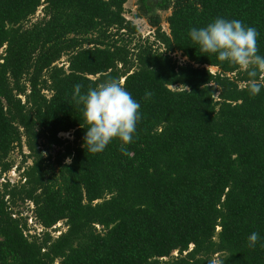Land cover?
Segmentation results:
<instances>
[{
    "label": "trees",
    "instance_id": "obj_1",
    "mask_svg": "<svg viewBox=\"0 0 264 264\" xmlns=\"http://www.w3.org/2000/svg\"><path fill=\"white\" fill-rule=\"evenodd\" d=\"M137 1L151 43L130 45L127 0H0V178L23 139L31 159L16 184L0 183V264H264V89L250 95L245 72L188 36L239 20L264 56V0ZM152 7L170 10L168 32ZM108 78L141 119L126 153L114 139L92 154L75 86L83 95ZM39 140L60 148L53 159ZM17 202L41 233L12 213Z\"/></svg>",
    "mask_w": 264,
    "mask_h": 264
},
{
    "label": "clouds",
    "instance_id": "obj_2",
    "mask_svg": "<svg viewBox=\"0 0 264 264\" xmlns=\"http://www.w3.org/2000/svg\"><path fill=\"white\" fill-rule=\"evenodd\" d=\"M191 42L207 56L214 55L220 62L236 65L248 77L247 90L250 95H258L264 89V56L258 54L256 28L239 20L218 17L207 26L189 30ZM76 103L82 106L83 117L88 127L84 136L86 152L97 154L114 140L121 142V152L126 153V145L133 141L136 127L141 119L140 103L120 84L119 80L108 78L98 87L80 95V85H76ZM151 94L146 93L145 99ZM260 239L253 232L248 237L250 247Z\"/></svg>",
    "mask_w": 264,
    "mask_h": 264
},
{
    "label": "rangeland",
    "instance_id": "obj_3",
    "mask_svg": "<svg viewBox=\"0 0 264 264\" xmlns=\"http://www.w3.org/2000/svg\"><path fill=\"white\" fill-rule=\"evenodd\" d=\"M150 3H153V2H150ZM42 7L43 5L37 8L35 14L31 16L30 22H34L43 17L44 14H43ZM152 8L155 9L154 10L155 13H157L160 17L161 29L165 32L166 31L168 32L167 24H166V17L169 15L170 10L169 9L160 10V9H156L155 7H152ZM124 15L136 27V33L132 37L130 45L134 44L138 40L140 41L147 40L148 43H151L154 40V35H153L154 28H152L149 25L145 17L138 15V1L137 0H127V2L124 5ZM159 49L162 50V48H159ZM1 51L2 50H0V52ZM172 57L176 59L177 62L179 63H183L184 61H186V58L182 56L179 52L172 54ZM65 60H66V57H62L58 61V65L65 64ZM209 69L212 72L216 71L215 67H209ZM262 75L264 76V73H262ZM170 88L178 89L179 86L173 85ZM58 136H60L62 139H68L69 141H72L73 139L70 132H62V133H59ZM38 145H39V149L43 150L45 155L50 154L52 156V159H53V156L56 154V152L60 149L55 146H49L48 148V145L45 143L44 140H39ZM28 153L29 152L24 144V139H23L22 146L14 148L9 154L8 159L11 162L12 167L10 168L8 172H5V174H2L0 178V183L7 181L8 183H10V185H13V184H16L20 180L21 178L20 175L22 172V168H20V166L23 167L25 165H28L30 164V161H31V159L28 157ZM22 161H25V162L22 164ZM31 207L32 206L27 204L26 202L24 203L17 202L15 206L11 207V210H12V213L15 215H17L16 214L17 212H20L21 213L20 215L27 217L26 223L28 227H30L29 229L31 232H35L36 234L41 233L43 229L32 218L33 214L31 212V209H32ZM54 228L55 230H51V229L49 230L52 236L53 235L57 236L60 232L66 229L64 222L62 221H59L58 223H56L52 227V229Z\"/></svg>",
    "mask_w": 264,
    "mask_h": 264
},
{
    "label": "water",
    "instance_id": "obj_4",
    "mask_svg": "<svg viewBox=\"0 0 264 264\" xmlns=\"http://www.w3.org/2000/svg\"><path fill=\"white\" fill-rule=\"evenodd\" d=\"M152 1H157V2H159V1H162V0H147V3H150V2H152Z\"/></svg>",
    "mask_w": 264,
    "mask_h": 264
},
{
    "label": "flooded vegetation",
    "instance_id": "obj_5",
    "mask_svg": "<svg viewBox=\"0 0 264 264\" xmlns=\"http://www.w3.org/2000/svg\"><path fill=\"white\" fill-rule=\"evenodd\" d=\"M152 2H153V3H149V4H155L157 1H156V2H155V1H152Z\"/></svg>",
    "mask_w": 264,
    "mask_h": 264
}]
</instances>
